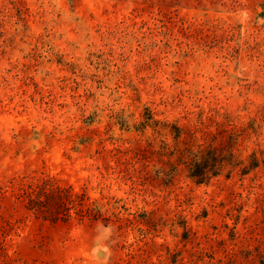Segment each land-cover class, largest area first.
<instances>
[{
    "label": "rangeland",
    "instance_id": "rangeland-1",
    "mask_svg": "<svg viewBox=\"0 0 264 264\" xmlns=\"http://www.w3.org/2000/svg\"><path fill=\"white\" fill-rule=\"evenodd\" d=\"M175 126L261 166L197 184ZM0 264H264V0H0Z\"/></svg>",
    "mask_w": 264,
    "mask_h": 264
},
{
    "label": "trees",
    "instance_id": "trees-1",
    "mask_svg": "<svg viewBox=\"0 0 264 264\" xmlns=\"http://www.w3.org/2000/svg\"><path fill=\"white\" fill-rule=\"evenodd\" d=\"M174 143H166L161 147L167 155H172L176 162L185 164L188 170V177L197 184H208L214 178L221 176L225 170L226 177L239 169L242 174H246L261 166L257 155L252 154V160L247 163L235 152L238 139L242 137V128L233 126L228 129L227 140L217 145L215 142L202 140V137L194 135L195 139L191 144H185L182 140L183 128L175 126ZM216 136V135H215ZM172 162V167H174ZM61 202V214L71 216L72 213L84 216L87 212L96 211V200H87L86 195L80 192H73L63 187H58L54 192ZM33 200L32 207L40 208V202L35 205ZM97 206V205H96Z\"/></svg>",
    "mask_w": 264,
    "mask_h": 264
}]
</instances>
